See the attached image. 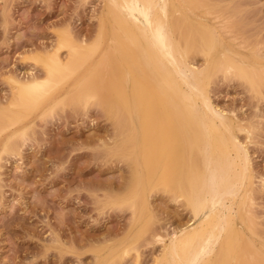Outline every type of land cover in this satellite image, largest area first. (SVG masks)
Segmentation results:
<instances>
[{
  "label": "rangeland",
  "instance_id": "1",
  "mask_svg": "<svg viewBox=\"0 0 264 264\" xmlns=\"http://www.w3.org/2000/svg\"><path fill=\"white\" fill-rule=\"evenodd\" d=\"M191 1L216 23L227 55L239 60L231 72L212 74L209 96L246 129L237 137L246 144L252 179L237 225L243 238L259 245L264 0ZM103 4L0 0V264H156L168 237L191 223L177 191L153 182L146 189L136 185L131 157L137 156L126 153L109 114L114 108L125 111L122 90L89 91L93 75L99 81L107 77L104 54L115 53L107 37L98 41L104 25V34L109 32ZM190 57L203 66L201 53ZM47 63L55 65L51 73ZM86 71L90 78L83 76ZM36 85L33 100L19 99L20 88ZM254 257L251 264H264L260 254Z\"/></svg>",
  "mask_w": 264,
  "mask_h": 264
},
{
  "label": "bare ground",
  "instance_id": "2",
  "mask_svg": "<svg viewBox=\"0 0 264 264\" xmlns=\"http://www.w3.org/2000/svg\"><path fill=\"white\" fill-rule=\"evenodd\" d=\"M193 6L191 0H104L109 32L104 25L98 41L107 37L115 53L104 54L108 78L93 75L89 91L122 90L125 111L109 114L122 147L137 156L131 157L136 185L167 186L190 210L191 223L168 237L156 264H251L257 254L264 258V242L243 238L237 225L252 179L246 144L237 137L244 126L209 96L212 74L231 72L239 60L227 55L212 18ZM192 52L203 55V66L194 64ZM47 66L49 73L55 68ZM33 87L20 88L19 99L33 100Z\"/></svg>",
  "mask_w": 264,
  "mask_h": 264
}]
</instances>
